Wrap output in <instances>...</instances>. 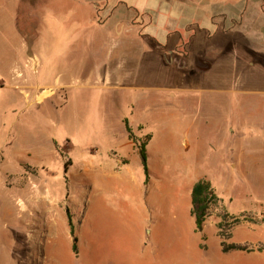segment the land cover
I'll list each match as a JSON object with an SVG mask.
<instances>
[{
  "label": "rangeland",
  "instance_id": "374dc122",
  "mask_svg": "<svg viewBox=\"0 0 264 264\" xmlns=\"http://www.w3.org/2000/svg\"><path fill=\"white\" fill-rule=\"evenodd\" d=\"M107 3L94 1L97 23ZM214 18L213 29L190 22L163 72L152 38H112L90 6L0 3V264H264L263 22L245 31ZM217 45L229 49L208 52ZM126 122L147 141L148 175L124 149L122 177L73 179L119 152ZM199 177L216 198L201 231L190 213Z\"/></svg>",
  "mask_w": 264,
  "mask_h": 264
},
{
  "label": "crops",
  "instance_id": "0c3cea01",
  "mask_svg": "<svg viewBox=\"0 0 264 264\" xmlns=\"http://www.w3.org/2000/svg\"><path fill=\"white\" fill-rule=\"evenodd\" d=\"M29 2L31 7L34 5L39 4L40 6L44 7L45 9H52V6L55 4H63L66 0H0V3L7 4V3H21V2ZM78 4H85L86 6H90L92 19L95 24H99L103 26L109 36L114 38L115 36H125L127 37L129 33H142V36L146 40H142L144 43H148V41L152 38L156 45L149 46L150 49H154L158 51V56L162 63V70L163 72L171 66L166 65L163 53L169 48L170 51H174V53L182 52L183 44H187L188 41H184V36H190L194 34V31L189 28L190 22L202 20V27L213 29L217 26L215 22L214 16L221 15V21H235L238 20L241 24H236L235 29H244L247 31L245 24L248 25L247 21L251 20L249 18L251 14H254L253 21L258 19L259 21L263 22L259 24V28L264 29V8L261 7V0L258 1L256 4L258 7H255L253 12H250L251 9H246V4L248 0H205L206 7H202V3L199 0H106L108 2L106 4L108 13L107 17L103 22H96L94 18V1L97 0H75ZM97 3V2H96ZM110 4V9L109 8ZM137 6L139 9H137ZM104 9V8H103ZM253 9V8H252ZM243 20V21H241ZM103 23V24H102ZM138 23V26L141 29L136 30L135 25ZM245 23V24H244ZM184 25L183 31L180 30L181 26ZM120 26V27H119ZM258 27V26H257ZM256 26L248 28V30L257 29ZM96 30V29H95ZM99 32V30L94 31ZM137 34V35H138ZM185 34V35H184ZM245 35V34H244ZM252 35L247 33V36ZM254 35V34H253ZM139 37V36H138ZM96 39V37H95ZM130 40V39H129ZM126 42V40L120 41ZM146 45H149L147 44ZM93 46V53L96 52L97 43H92ZM127 47V45H125ZM210 46V45H209ZM229 49L226 46H211L208 48L209 53H219L222 54L225 52L224 50ZM196 63V62H195ZM196 66V64H195ZM108 76V75H107ZM168 88V87H166ZM125 129V141L120 144L119 152L116 154L112 153L108 154L105 158L101 159L99 166L96 164H87L84 166L83 172L79 175L77 172H74L73 179H77L82 177L83 180H92L94 184L99 183V181L108 184L115 180L114 178L118 179L122 177L121 173L115 171H121L124 167L129 168L130 159L128 157V153H125L124 149L126 150H136L139 152V146L137 142H134L133 139L130 137V134ZM132 129V128H131ZM124 152V154H122ZM140 154V152H139ZM123 160L125 162L123 163ZM142 160V159H141ZM143 164V163H142ZM144 166V165H143ZM97 169H101L103 174L97 173ZM145 169V168H144ZM202 178H198L192 182L190 186L191 191V207L190 213L192 214V207H193V187L195 184ZM207 181L211 182L209 179ZM212 185V184H211ZM31 186L28 188L31 190L30 192H39V187L35 182H31ZM34 190V191H33ZM33 191V192H32ZM41 194V195H40ZM43 196V198L41 197ZM46 196V197H44ZM37 197L40 200L47 199V194H42L41 192L38 193ZM26 208V205L23 206ZM63 210L65 214V218L67 222L70 224V219L72 223H74V219L76 217V213L74 209L70 207H64ZM71 218H70V216ZM212 216H208L204 222V226L206 221ZM220 220V219H219ZM216 220V221H219ZM27 221H30L27 219ZM196 225V221H195ZM203 226V229H204ZM197 229V227L195 226Z\"/></svg>",
  "mask_w": 264,
  "mask_h": 264
},
{
  "label": "trees",
  "instance_id": "16d2710c",
  "mask_svg": "<svg viewBox=\"0 0 264 264\" xmlns=\"http://www.w3.org/2000/svg\"><path fill=\"white\" fill-rule=\"evenodd\" d=\"M98 20L100 22H103V19L100 16L98 17ZM126 128L129 131L130 135H132V129L128 125V122H126ZM137 143L139 146V152L142 159V163L145 168L146 175H148L149 171H148L147 150H146L147 141H143V142L138 141ZM192 194H193L192 214L195 216L197 229L201 231L203 230L204 222L207 216L209 215L208 211L210 208V203L216 198L210 182L204 178L200 179L195 184V186L193 187ZM70 226L72 228V235L74 237V227L71 219H70ZM76 241L77 238L74 237V248H76L77 246ZM225 249H227V247H225Z\"/></svg>",
  "mask_w": 264,
  "mask_h": 264
},
{
  "label": "bare ground",
  "instance_id": "6f19581e",
  "mask_svg": "<svg viewBox=\"0 0 264 264\" xmlns=\"http://www.w3.org/2000/svg\"><path fill=\"white\" fill-rule=\"evenodd\" d=\"M33 192V191H32ZM39 193V192H38ZM41 195V194H40ZM42 198H43V196H41ZM44 197H46V196H44ZM44 199V198H43ZM46 199V198H45ZM43 203V202H42ZM38 204V203H37ZM33 205V204H32ZM38 207V206H37ZM40 209V208H39Z\"/></svg>",
  "mask_w": 264,
  "mask_h": 264
}]
</instances>
